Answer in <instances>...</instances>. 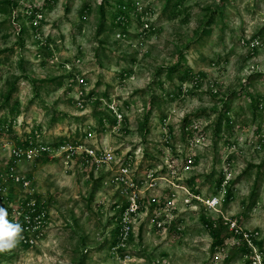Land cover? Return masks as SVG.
Wrapping results in <instances>:
<instances>
[{
  "label": "rangeland",
  "instance_id": "374dc122",
  "mask_svg": "<svg viewBox=\"0 0 264 264\" xmlns=\"http://www.w3.org/2000/svg\"><path fill=\"white\" fill-rule=\"evenodd\" d=\"M16 1L0 11V206L12 222L35 198L47 217L38 242L0 251V264H253L243 245L251 235L264 251V0H124L125 18L121 0ZM75 74L89 82L84 108ZM69 138L114 159L14 156ZM125 166L143 211L116 249ZM169 202L181 230L149 222Z\"/></svg>",
  "mask_w": 264,
  "mask_h": 264
},
{
  "label": "built area",
  "instance_id": "2783aa9c",
  "mask_svg": "<svg viewBox=\"0 0 264 264\" xmlns=\"http://www.w3.org/2000/svg\"><path fill=\"white\" fill-rule=\"evenodd\" d=\"M27 14L29 15V18L31 19V24L35 28H40L42 22L44 21V12L42 9H37V7H34L32 9H27ZM39 36V34L37 35ZM40 37V36H39ZM257 45H259L261 42L257 39L255 41ZM80 61V60H78ZM67 68L69 70H72L73 67L67 63ZM79 81V87L76 89V99H77V106L79 108L85 107L86 99L85 97L88 95V92H86V89L89 86L88 80H86L83 76H74L72 80ZM260 108L264 109V103H260ZM196 128L197 126H194L191 124V126H187V130ZM85 133L87 135L90 134V136L93 133H88L87 129L85 130ZM88 136H86L87 138ZM52 144H40V143H30L27 146L24 147H17L14 150V156L20 160L22 158L32 160L37 159L41 156H44L47 154L48 156H61L62 154H66L64 158L66 163H69L70 160L74 159L77 154L83 153L84 155L88 157L95 158L98 163H111L114 159L113 153H103L100 152L99 148L93 145H88L84 142H78L74 143L72 140L66 139L62 142L55 143V145L51 146ZM56 150V151H55ZM129 166H125L122 169V175H119L118 181L122 182L123 185V193L127 195L128 203L124 209V218L121 222V236L119 238L118 245L116 246V249H120L126 246L125 242L129 237L132 235V229H133V220L132 217L138 215L143 211V204L140 200L139 195V186L137 185L138 182L134 181V178L131 177ZM13 178L21 183H23L24 187L30 186V180L26 178L25 176H20L16 174H12ZM154 174L151 173L149 177H153ZM229 179V178H228ZM1 189V188H0ZM171 203L166 204V207L163 208L161 211L154 212L150 214L149 216V222L150 224L157 226L160 229H164L166 227H170L172 224L174 227L181 230V226L175 225V221L177 218H175V213L171 211ZM219 203V199L217 197L212 198L209 200L208 204L211 206H215ZM121 205H118L120 207ZM157 210V209H156ZM155 210V211H156ZM14 215L12 218V222H19L22 227V233L21 237L19 239L20 242L26 245L33 246L38 242V239L40 238L41 231L44 227V224L46 223V217H47V210L40 206V204L37 202L35 198H27L25 202H22L18 207H16L14 210ZM172 226V227H173ZM123 235V236H122ZM245 235V234H244ZM250 236L251 244H248L250 247V257L252 258L253 264H264V251L261 250V247H259L256 243L253 242V236ZM245 237H248V235H245ZM250 243V242H249ZM259 247V248H258Z\"/></svg>",
  "mask_w": 264,
  "mask_h": 264
},
{
  "label": "trees",
  "instance_id": "16d2710c",
  "mask_svg": "<svg viewBox=\"0 0 264 264\" xmlns=\"http://www.w3.org/2000/svg\"><path fill=\"white\" fill-rule=\"evenodd\" d=\"M11 4H15V7L16 6H18V2L16 1V0H4L3 2H0V11L1 10H4V11H6V7H8V5H11ZM131 8V3H128V4H125V2H124V0H121L120 1V9H119V14L123 17V18H125V17H128V10ZM37 9H38V7H37ZM118 17V16H117ZM122 23V22H121ZM123 25H125V23L123 24ZM176 67H173V68H170V70H169V73H168V77H169V79H173V72L174 71H176ZM187 73H190V70H187ZM15 85H12V88H11V90L13 91L14 89H15ZM11 96H12V92H10V94L8 95V98H7V100H10L11 99ZM255 107H256V109L257 108H259V106L258 105H256L255 104ZM145 125H147V122L143 125V129H145ZM189 130H191V131H194L195 129L194 128H192V129H190L189 128ZM186 131V130H185ZM187 132V131H186ZM222 181V180H221ZM221 181H220V185H221ZM230 199L231 198V194L229 193V192H227V196H226V199ZM218 222L219 221H216V220H213V221H209L208 220V222H207V226H209L210 228H211V230H212V234L215 236V237H219L220 235H221V231L219 230V227H220V225H221V223H219L218 224ZM233 233V232H232ZM231 233V235H233ZM236 235V234H235ZM240 236V235H239ZM216 245H218V244H215V246ZM243 251H244V253H250V249H249V247L247 246V245H243ZM248 263L249 264H251L250 263V261H248Z\"/></svg>",
  "mask_w": 264,
  "mask_h": 264
},
{
  "label": "clouds",
  "instance_id": "9594fccd",
  "mask_svg": "<svg viewBox=\"0 0 264 264\" xmlns=\"http://www.w3.org/2000/svg\"><path fill=\"white\" fill-rule=\"evenodd\" d=\"M7 210L0 206V251L12 249L19 241L22 227L19 222L7 219Z\"/></svg>",
  "mask_w": 264,
  "mask_h": 264
}]
</instances>
